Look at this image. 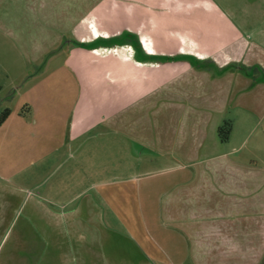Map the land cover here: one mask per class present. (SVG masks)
Returning a JSON list of instances; mask_svg holds the SVG:
<instances>
[{
    "label": "crops",
    "instance_id": "obj_1",
    "mask_svg": "<svg viewBox=\"0 0 264 264\" xmlns=\"http://www.w3.org/2000/svg\"><path fill=\"white\" fill-rule=\"evenodd\" d=\"M262 1L0 0V179L51 167L44 264H130L128 237L142 229L112 222L130 224L154 189L175 229L160 233V255L153 239L132 241L134 264H258ZM161 173L169 180L155 183Z\"/></svg>",
    "mask_w": 264,
    "mask_h": 264
},
{
    "label": "rangeland",
    "instance_id": "obj_2",
    "mask_svg": "<svg viewBox=\"0 0 264 264\" xmlns=\"http://www.w3.org/2000/svg\"><path fill=\"white\" fill-rule=\"evenodd\" d=\"M260 4L263 5L264 1ZM238 15L243 17V13L241 15L239 12ZM257 15L264 17V11L257 12ZM166 18L170 22L172 18L173 21L172 16ZM160 19H165V17ZM97 43L88 44V46ZM247 50H249L248 46L245 48V51ZM50 169L51 167L49 170L44 171V168H40L38 171H34L32 178H24V172H21L10 181L0 179V190L3 188L6 193L11 192L9 208L6 214L3 213L0 226V264H44L46 245L44 242V197H42V194L44 192V178L46 174H49ZM63 177L64 175L58 169H55L52 173L51 180L53 182L51 183L54 186V191L57 188L55 186H57L59 179ZM169 177V173H161L155 175L153 181L159 183L162 180L160 183H164L169 180ZM154 190L150 198H147L146 194L143 193L140 198L141 202L133 203L135 219H130V224L125 225L124 223L123 226H127L126 228L117 221L112 222V226L121 231H123L121 228H128L131 231L142 229L141 232L136 234L137 236L128 237L130 250L129 257L126 260L130 264H134L133 260L135 262L137 258L140 259L143 255L141 250L132 251L131 247L135 245L133 242H138L139 246L145 250L144 247L147 246V243H151L150 239H153L156 246L153 243L151 244L157 248V254L160 255L158 245H163L159 238L160 233L175 229V227H168L161 222V218L169 213L167 208L169 206L162 203L163 199L160 195V191L165 190ZM4 191L1 193L4 194ZM128 196L131 197H129V200L133 197L132 194ZM114 238H120L123 240V244L125 243L123 236H114ZM258 255V264H264V252H259Z\"/></svg>",
    "mask_w": 264,
    "mask_h": 264
},
{
    "label": "trees",
    "instance_id": "obj_3",
    "mask_svg": "<svg viewBox=\"0 0 264 264\" xmlns=\"http://www.w3.org/2000/svg\"><path fill=\"white\" fill-rule=\"evenodd\" d=\"M76 43V42H75ZM80 46H85L84 43H76ZM234 67L236 68H240L242 70V72L247 73L248 68L244 67L243 65L237 66L234 65ZM23 113V109L21 111ZM10 114V109L9 108H5L2 111H0V124L4 122V120L8 117V115ZM230 123L229 122H225L223 125H221L220 127H218V134L219 137L222 141L227 140L229 132H230Z\"/></svg>",
    "mask_w": 264,
    "mask_h": 264
}]
</instances>
